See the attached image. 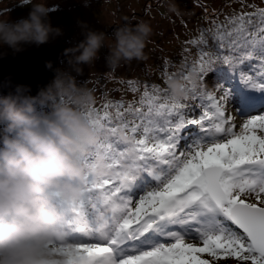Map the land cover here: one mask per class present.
Masks as SVG:
<instances>
[{"label": "snow or ice", "instance_id": "snow-or-ice-1", "mask_svg": "<svg viewBox=\"0 0 264 264\" xmlns=\"http://www.w3.org/2000/svg\"><path fill=\"white\" fill-rule=\"evenodd\" d=\"M199 33L185 41L197 55L178 74L192 103L146 83L138 99L103 101L89 117L100 138L82 163L100 154L108 172L86 173L80 198L60 203L67 239L59 245L88 264H216L222 256L264 264V108L233 109L227 87L203 82L223 63L245 88L264 91V6L241 0ZM188 125L198 135L181 146Z\"/></svg>", "mask_w": 264, "mask_h": 264}, {"label": "clouds", "instance_id": "clouds-1", "mask_svg": "<svg viewBox=\"0 0 264 264\" xmlns=\"http://www.w3.org/2000/svg\"><path fill=\"white\" fill-rule=\"evenodd\" d=\"M82 3L87 7L88 0ZM12 7L27 8V15L13 20L0 12V48L7 46L15 53L25 45L39 46L63 34L49 15L59 4L14 0L8 13ZM167 8L179 11L175 0H167ZM78 25L83 39L63 50L66 68L52 69V61H45L54 76L34 95L24 84L0 94V264H70V260L88 264V258L78 255L73 246H59L67 239L60 203L77 201L86 173L103 175L108 166L100 154L89 166L82 163L81 158L89 155L100 138L98 126L89 119L96 98L72 73L79 74L82 65L93 64L102 46L108 49L106 75H112L122 62L143 59L152 27L142 19L120 23L106 44L104 31L84 21ZM187 79L195 84L197 74L189 72ZM165 83L170 96L186 99L184 79L170 75ZM116 135L122 143L130 142L123 129H117Z\"/></svg>", "mask_w": 264, "mask_h": 264}, {"label": "rangeland", "instance_id": "rangeland-1", "mask_svg": "<svg viewBox=\"0 0 264 264\" xmlns=\"http://www.w3.org/2000/svg\"><path fill=\"white\" fill-rule=\"evenodd\" d=\"M223 0H175L178 5V12L169 11L167 8V0H110L108 5L98 14H90L87 18H83L85 22L88 19L87 26L93 29L102 30L107 34L106 44L111 43V30L113 25L122 23V20L127 18L128 23H136L137 20L147 21L151 27L152 32L150 38L147 40L146 47L144 49L145 57L141 60H132L131 62H122L119 67L115 69L116 74L119 77L124 78H136L142 77L152 80L157 83H165L163 80L166 71H176L180 73L178 69L183 70V62L185 59L191 63V61L197 55V49L195 45L186 44L185 41H189L192 38L200 35L199 29L201 27L207 29L210 23L211 17L214 15V9L216 10ZM260 0H253L257 2ZM241 0H233L230 4L225 5L222 16L226 10L231 11L234 7L240 4ZM145 7V9H144ZM143 9V10H142ZM67 31V30H66ZM67 33H69L67 31ZM75 45V44H73ZM44 47V46H43ZM108 52L107 47H101L99 50V57L91 65H82V72L77 74L73 72L77 83L90 84V80L98 76L101 71L107 70L104 57ZM63 53V52H62ZM167 60V65L165 61ZM189 63V64H190ZM58 67L66 68V58L58 62ZM175 72V73H176ZM208 75L204 76V82L208 81ZM238 83H229L225 85L230 91L231 86H236L242 93H247L249 102H246L244 106H254V103L258 104L259 108H264V91L254 92L244 87V85L237 79ZM104 86L100 87L106 92L115 96H120V92L116 90L117 83L112 79L103 81ZM96 100L100 98L99 90L93 91ZM233 93V91H232ZM102 101V100H101ZM233 109H238L233 107ZM245 107L242 109L244 111ZM241 111V110H240ZM241 111V112H242ZM235 115V113H233ZM240 120L237 118L236 124L239 125ZM189 126L186 127L188 130ZM192 133L185 139L187 142L191 137L198 135L197 129H191ZM186 142V143H187ZM182 145V143H181ZM204 258H208V254H201ZM234 260L232 257H218L216 264H228V262ZM250 264V262H249Z\"/></svg>", "mask_w": 264, "mask_h": 264}, {"label": "trees", "instance_id": "trees-1", "mask_svg": "<svg viewBox=\"0 0 264 264\" xmlns=\"http://www.w3.org/2000/svg\"><path fill=\"white\" fill-rule=\"evenodd\" d=\"M109 1L110 0H88V5L87 7H85L84 4L82 3V0H48L50 4H59V8L55 11L50 12L49 15L51 17V22L53 25H60L62 27L63 34L55 37L54 39H50L46 43L40 44L39 46L35 44L25 45L23 50L18 51V52H22V51H25L31 48L51 46L54 43L55 44H70V43L76 44L79 40L83 39V35L81 33V27L78 25V21H82L83 18L85 17L87 18L90 14L100 13L108 5V3H110ZM231 1L233 0H223L221 5L216 9L217 11L211 17V20L214 16L218 17L219 20H223L224 14L230 13L233 9L231 11L226 10V12L220 17L219 15L223 13L225 5L230 4ZM13 3H14V0H5V5L7 7H11ZM247 3L249 4L253 3V0H247ZM254 3H256L257 5L264 6V0H260V2L257 1ZM5 5H0V12H4L5 15L9 14L10 19L15 20L20 16L27 15V11H28L27 8L12 7L10 12L8 13L7 7H5ZM239 8H240V4L234 7L235 10H239ZM246 10L251 11L250 8ZM125 19L127 21V18ZM123 20H122V23L124 22ZM211 20H210V23H211ZM87 21L88 19L85 20V22ZM113 28L114 26L112 25L110 29L112 30ZM66 30L69 33H67ZM10 53H14V52L11 49L7 48V46L0 48V56H4ZM64 59H65V56L62 60H59V62L63 61ZM180 67H183V66H180ZM178 70L182 71L181 68H179ZM106 72L107 70L101 71V73L98 76L95 75V77L90 80L91 82L90 84H86L92 91L96 89L99 90L100 98L96 100L94 107H100L102 105V102L106 100L110 101V100L123 99L125 101H128V100L133 99L134 96L138 99L139 92L143 91V87L146 83L149 85L156 84L159 86V88L162 91L167 90L166 83L159 84L157 82H153L152 80H149L147 78H142V77H136L134 79L119 77L116 74V71L112 75H106L105 74ZM175 72L176 71L169 73L168 71H166V73L169 75L179 74ZM208 74H209V77L206 83L204 82V79H203V82L206 88L214 87L216 84H222L225 87V85L229 86V83H235V84L238 83L237 81L238 76L234 72L230 71L229 67L223 63L214 64L206 73H204L203 78L205 75H208ZM107 79H112L116 81L117 86H118L116 90L120 92V96H115L113 94L106 92V90L100 88L104 86L103 81ZM163 80L166 81V77H164ZM129 82L137 83V87H138L137 92L134 93L133 91L129 90ZM232 88H234V90L230 91L231 95L228 99V104H230L231 107L243 105L249 99L250 96L247 93H242L243 90L242 89L240 90L235 85L231 86V89ZM0 94H4V93H0ZM185 102L192 103L191 100H185ZM193 111L198 113L199 110L196 108H193ZM188 126H189L188 130H186V128L182 130L181 138H180L181 143H182L181 146H183V144L187 142L185 139L188 137V135H190V133H192L190 130L197 129L195 125H188Z\"/></svg>", "mask_w": 264, "mask_h": 264}, {"label": "water", "instance_id": "water-1", "mask_svg": "<svg viewBox=\"0 0 264 264\" xmlns=\"http://www.w3.org/2000/svg\"><path fill=\"white\" fill-rule=\"evenodd\" d=\"M71 46L73 43H54L0 56V93L10 91L16 84H24L30 86V93L34 95L54 76L52 69L64 58L63 49ZM48 60L52 61V69L45 67Z\"/></svg>", "mask_w": 264, "mask_h": 264}]
</instances>
